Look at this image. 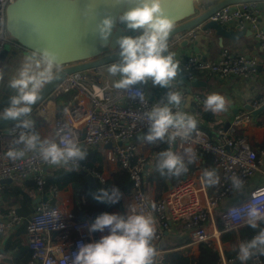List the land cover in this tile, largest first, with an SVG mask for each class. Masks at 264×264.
<instances>
[{
	"label": "built area",
	"instance_id": "1",
	"mask_svg": "<svg viewBox=\"0 0 264 264\" xmlns=\"http://www.w3.org/2000/svg\"><path fill=\"white\" fill-rule=\"evenodd\" d=\"M14 1L0 0V54L6 47L12 52L32 54L6 31V8ZM259 9L260 6L256 2L237 5L234 8L226 6L216 11L209 20L221 24L237 22L242 28L252 29L264 50V32L259 28ZM207 33L210 35V32ZM188 35L194 37L195 33L192 31ZM182 38L183 36H177L169 39L170 52L173 47H178ZM180 61L183 72L190 81L197 71H207L222 78H250L257 72L254 62L247 61L243 56H233L227 51L222 52L215 61H205L194 55ZM68 67L71 66H61L62 71ZM105 67L107 66L67 75L53 95L69 98L64 103L62 112L52 122L53 111L50 102L40 104L28 118L34 121V126L38 123L51 124L57 142L60 137L73 139L80 145L83 143L84 147L100 151L111 164L120 165L131 183L130 203L123 212L114 210L109 214L127 216L133 209L137 214L154 213L155 218L159 220L160 229L155 233L153 245L160 242L171 223L183 222L192 230L197 242H204L215 248L221 264H241L237 259L238 253L232 259H221V252L217 249L214 239L225 232L238 231L248 226L243 219L249 210L248 205L255 203L264 211V184L249 191L244 201L228 207L223 212L220 210L223 199L234 198L244 191L249 179L261 170L258 153L251 149L245 135L236 132L251 121L252 112L239 110L228 129L222 126L207 131L204 125L197 121V130L191 137L187 141L178 139L173 146L175 151L177 148L188 147L194 150L195 161L189 163V177L172 186L164 196L157 199L147 190L148 162L145 152L147 148H159L166 143L157 141L149 144L143 140L145 133L149 132L144 113L157 102L167 103L166 95L169 89L166 88L160 98L152 100L145 89L134 86V89L144 93L145 100L142 103L139 98H131L133 92L116 90L110 85L104 73ZM171 90L182 94V110L194 117L195 115L185 107L186 102L191 99L199 105H204L205 96L181 89L177 81ZM98 92L101 95H98ZM250 107L253 111L264 108V97L250 102ZM16 125L17 123L0 130V182L34 180L39 198H43L44 168L52 169L54 166L44 164L37 152H30L17 161L7 158L6 153L10 148L23 147L15 144L21 131ZM82 134H85L83 140ZM109 144H112V147L106 148ZM260 152L264 154V146ZM205 155L212 157L216 175L219 177V183L213 192L209 191L207 183L202 179L206 170ZM78 169H83L105 184V178L95 167L79 163ZM233 175L243 181L241 189L233 188ZM49 193L56 194V186L51 185ZM52 212H57L58 218H53ZM218 218H221L223 223L221 229ZM25 223V237L30 251L27 264H71L73 254L79 250V244L92 243L109 234L107 230L104 233H90L91 224L88 219L70 218L63 210L54 207L49 198L37 202L29 218L21 216L14 208L5 213L0 212V235L11 233ZM70 234H74L75 238L70 239ZM7 259L8 255L1 251L0 264H8ZM154 264H168L165 255L159 254L158 251ZM251 264H264V258L254 256Z\"/></svg>",
	"mask_w": 264,
	"mask_h": 264
},
{
	"label": "clouds",
	"instance_id": "2",
	"mask_svg": "<svg viewBox=\"0 0 264 264\" xmlns=\"http://www.w3.org/2000/svg\"><path fill=\"white\" fill-rule=\"evenodd\" d=\"M119 22L128 30L142 31V34L124 36L118 40L120 60L107 67L109 76L119 77L112 86L116 90L133 92L131 98H139L142 103L145 100L144 93L134 89L135 85L151 81L154 87L169 89L167 103L157 102L144 113L149 132L143 136V140L149 144L157 141L168 144L167 150L157 154L155 169L161 176L180 177L187 173L188 168L184 155L173 150V146L178 139L187 141L197 130L198 122L193 115L182 110V94L171 90L180 71L179 61L169 51V36L174 29V22L165 12L164 0H137L135 7L119 16ZM115 24L116 20L112 16L102 19L97 25L101 40H109ZM61 71L58 55L44 49L25 55L8 81V87L17 94L10 98V106L0 112V121H19L16 127L21 131L15 144L23 146L7 151L6 156L12 161L21 160L30 152H37L44 164L57 168L70 166L67 170L71 171L77 170L78 162L86 159L88 153L73 139L60 137L59 142L51 138L41 139L33 131L34 121L28 118L33 106L42 99L45 87L58 79ZM3 81L4 71L0 69V83ZM97 94L101 95L99 92ZM203 104L204 110L213 114L227 110L225 97L217 93L208 95ZM183 151L188 156L187 163H193L194 150L188 147ZM202 179L209 186L219 183L215 171L205 170ZM231 179L234 189L242 188L243 181L239 177L233 175ZM92 197L97 202L114 205L120 202L122 193L115 187L111 190L100 188ZM248 209L243 219L255 229L264 222V211L255 203L248 205ZM51 216L58 218V213L52 212ZM105 230L109 234L103 235L98 241L79 244L71 264H154L157 250L152 241L156 227L151 215L137 214L135 209L127 216L104 213L95 219L89 232L104 233ZM254 256H264V229L250 241L239 244L237 259L241 264H247Z\"/></svg>",
	"mask_w": 264,
	"mask_h": 264
},
{
	"label": "crops",
	"instance_id": "3",
	"mask_svg": "<svg viewBox=\"0 0 264 264\" xmlns=\"http://www.w3.org/2000/svg\"><path fill=\"white\" fill-rule=\"evenodd\" d=\"M221 1L223 0H200L198 13H204L209 8L206 6L207 4L212 3L211 6H213ZM259 10V28L264 32V10ZM228 27L231 30L235 31L239 27V25L237 24V22H232L229 23ZM209 32L210 35L212 34L211 41H203L200 47V55L203 57L202 60L215 61L220 57L222 52L227 51L236 57L243 56L247 61L254 62L257 65V72L250 78H241L238 76L222 78L217 74H211L207 71H197L194 73L193 79L191 80L194 83H199L198 87L192 88V92L194 94H200L207 97L212 93H217L224 96L227 101V110L217 114H213L210 111H205L204 105H199L191 99L186 102L185 107L195 115L196 120L203 124L204 128L207 131H212L222 126L228 129L230 127L228 125H231L233 117L239 110H247V108L250 107V102L264 97V50L261 47V44L255 38L254 34L250 35L248 30L244 31L238 38L239 43L237 42L238 40H233L231 38L221 37V40L219 36H214L212 31ZM171 52L174 53L175 58L179 60H183L192 55L197 56V54L192 50L191 45L185 47L183 50H181L179 46L173 47L171 49ZM11 53L8 56H5V58H8ZM24 56L25 54L19 56V53H16V56L11 61L12 65L17 67L22 62H19L17 58H24ZM15 58L17 59V61H15ZM179 86L181 87V89L189 91L191 90L189 88L183 87L180 84ZM145 90L148 94H150L147 89ZM68 98L69 96L56 97L52 94L44 101L45 103L50 102V106L53 111L51 122L55 117L58 116V114L62 112L64 103L68 100ZM33 131L37 133L41 137V139L51 138L56 140L51 124L38 123L34 126ZM236 132L237 134L245 135L249 141L251 149L258 153L259 160L261 162V170L257 171L249 179V182L244 191L239 192L238 195L234 198H226L222 200L220 208L221 212L236 203L244 201L247 198L249 191L264 184V154L260 152L262 147L264 146V108L253 111L251 121L248 124L244 125L242 128L237 129ZM147 134L148 133H145V135ZM167 145L168 144H164L161 147H164L167 150ZM161 147L155 149L147 148L145 152L148 162L146 175L147 190L152 197H155L157 199L164 196L172 186H175V184H172L170 180H167L169 187L165 192L161 194L157 183L149 179V175L153 172L156 157ZM82 148L88 153H96L97 155H99V159L95 161V164L92 167L98 169V171L103 175V177L105 178V183L117 172H124L119 164H111L107 159H105L100 151L91 149L89 147ZM183 149L185 148H177L176 151H178L181 155H184L186 165L188 166V171L184 177V179H186L187 177H189V163H187L188 156L184 154ZM80 164L84 165L83 163ZM54 168H44V174L46 175ZM213 171H215V168ZM81 172L86 173V171H84L83 169H81ZM96 181L97 184L103 185V183L100 182L99 179H96ZM27 182L35 183L34 180L16 182L11 181L10 183L6 184H2L0 182L1 213H5L8 209L14 208L23 217L29 218L30 215H32V213L34 212V207L37 203V199L39 198L37 189L31 192V195H28V198L31 197L33 201L25 198L22 190L18 192L12 191V193L8 194L10 189L9 186L15 188L18 185H21L23 188H25V183ZM215 186L216 184L212 186L208 185L209 191L213 192ZM27 190L28 189H26L25 191L28 192ZM42 197L49 198L51 204L54 207H58L63 210L70 218L74 220H81L86 218L91 225L95 222V219L98 216L104 214L97 208L94 199L87 200L84 198L81 186L79 184L75 185L74 187H69V189L66 191L57 190L56 194H50L48 189L47 191H45V194H43ZM130 198L131 196L129 189L126 194L122 195V198L115 210H119V206L120 204H122L123 199L127 200V207L130 203ZM151 216L154 218L157 231L158 229H160L159 220L155 218L154 213H152ZM241 229H244V227ZM238 231L225 232L222 235L215 237L214 243L216 244L217 249L221 252V259H227V254H232L238 248H236L231 241L227 240L225 242H222V239L227 236V234L237 233ZM25 233L26 223L21 227L15 229L11 233L0 235V252L2 251L8 255V259L6 260L8 264L28 263L30 258V251L27 245ZM192 233V230L188 229L183 222L171 223L169 228L164 231L160 242L157 245H154V247L156 248L157 252L159 251V254H164L166 258L170 255L176 254L181 256L184 261L194 262V260L199 258L200 245L204 244V242H197ZM69 237L70 239H74L75 235L70 234ZM156 258L157 255L155 259Z\"/></svg>",
	"mask_w": 264,
	"mask_h": 264
},
{
	"label": "water",
	"instance_id": "4",
	"mask_svg": "<svg viewBox=\"0 0 264 264\" xmlns=\"http://www.w3.org/2000/svg\"><path fill=\"white\" fill-rule=\"evenodd\" d=\"M256 2L260 9L264 10V0H223L216 5L209 7L204 13L199 14L200 0H164V9L167 16L174 22V29L169 39L183 36L178 43L183 50L190 46L200 55V47L203 41H211L212 31L214 36L231 38L238 40L242 33L248 30L250 35L253 31L250 28L238 27L235 31L228 25L209 20L219 9L226 6L234 8L237 5ZM137 0H15L6 8V31L20 45L30 52H40L44 49L54 51L59 57L61 66L69 65L59 73V78L48 84L42 92V99L33 106V112L42 104L58 86L65 80L67 75L102 66H109L120 60L118 40L124 36L136 37L142 31H130L119 22V16L128 9L135 7ZM106 16H112L116 20L113 33L108 41L100 39L97 32V25ZM194 31V37L188 34ZM222 40V38H221ZM239 43V40L237 41ZM17 52H12L8 58L4 53L0 54V69L4 71V81L0 83V112L10 106V98L16 95V91L8 87V81L15 74L16 67L11 61ZM175 58V57H174ZM180 71L176 81L183 87L191 89L198 87L199 83H194L188 79L183 72L181 61ZM107 67L104 73L113 85L118 76H109ZM141 87V84L135 85ZM247 110L253 113L251 107ZM32 112V113H33ZM19 121L2 120L0 130L7 129ZM229 126V125H228ZM85 134H82V140ZM81 147L84 144L81 143ZM112 144L106 146L111 148ZM92 185L97 186L96 179L85 172L82 174ZM10 180L1 181L2 184L10 183ZM46 201L47 197L37 199ZM127 200L123 199L119 210L126 209Z\"/></svg>",
	"mask_w": 264,
	"mask_h": 264
},
{
	"label": "trees",
	"instance_id": "5",
	"mask_svg": "<svg viewBox=\"0 0 264 264\" xmlns=\"http://www.w3.org/2000/svg\"><path fill=\"white\" fill-rule=\"evenodd\" d=\"M212 3L207 4V7H210ZM143 89H147L149 91V96L151 99H158L160 98L166 88H161V87H154L151 85V81H149L147 84H141ZM166 150V148L161 147L159 149V152ZM88 153V152H87ZM99 159V155L96 153H88L87 157L83 161H79V163H83L84 165L88 167H92L95 164V161ZM156 163V161H155ZM205 163L207 170L213 171V161L212 157L209 155H205ZM67 167L70 166H65V167H60V168H54L50 172H48L45 175V191H47L51 185L56 186L57 190L60 191H66L69 189V187H74L75 185L79 184L81 186L82 193L84 195V198L89 200L93 199L92 194L96 193L100 188H105L108 190H111L112 188H119L120 192L123 194H126L128 190L131 187V183L129 181L127 173L124 172H117L112 178H110L105 184H97V186H94L90 184L86 179L85 176H83V172H81V169L77 170H67ZM188 167V166H187ZM185 174H182L180 177H169L167 175L161 176L158 171L155 169V164H154V169L153 172L149 175V179L151 181H155L160 189V193L162 194L165 192L169 185L167 183V180H170L172 184H178L182 180H184ZM36 183V182H35ZM34 182H27L25 183V188H23L21 185H18L17 187L13 188L9 186V193L13 192H18L22 190L25 198H28V195H31V192H33L35 189H37L36 185ZM20 186V187H19ZM28 189L26 192L25 190ZM30 201H33V199L30 197L28 198ZM95 203L97 205V208L102 212V213H110L111 211L115 210L118 206V204L110 205L107 203H101L97 202L95 200ZM218 224L220 229L223 227V223L221 221V218H218ZM261 229H264V222H261L258 224V227L253 229L252 227L245 226L244 229L239 230L237 233H229L227 236H225L222 239V242H225L227 240L231 241L234 246L237 248L236 251H234L232 254H227V259H232L236 257L238 250H239V244L241 242L245 241H250L253 239ZM264 258V256H261ZM254 258V257H253ZM252 259H250L247 263L251 264ZM166 262L168 264H221L219 257L216 255L214 248L208 245L207 243L201 244L200 245V256L198 259L194 260V262H188L184 261L183 258L179 255H170L166 258ZM240 264V263H237Z\"/></svg>",
	"mask_w": 264,
	"mask_h": 264
},
{
	"label": "rangeland",
	"instance_id": "6",
	"mask_svg": "<svg viewBox=\"0 0 264 264\" xmlns=\"http://www.w3.org/2000/svg\"><path fill=\"white\" fill-rule=\"evenodd\" d=\"M2 52L4 53L5 56H8L12 52V50L10 48L6 47ZM22 55H23V53H19V56H22ZM25 55H27V54H25ZM17 59L19 62L23 60V58H17ZM17 59L15 58V61H17Z\"/></svg>",
	"mask_w": 264,
	"mask_h": 264
}]
</instances>
